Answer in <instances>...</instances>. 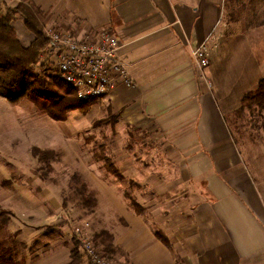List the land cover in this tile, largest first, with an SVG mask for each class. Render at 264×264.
Returning a JSON list of instances; mask_svg holds the SVG:
<instances>
[{
    "label": "crops",
    "instance_id": "1",
    "mask_svg": "<svg viewBox=\"0 0 264 264\" xmlns=\"http://www.w3.org/2000/svg\"><path fill=\"white\" fill-rule=\"evenodd\" d=\"M22 1L60 31L79 38L102 30L114 34L120 42L118 59L133 85H115L103 99L104 107L120 125L156 134L150 145L157 142L159 150L142 159L116 156L124 181L102 170L94 155L95 163L90 156L81 160L77 137L65 132L52 142L35 136L26 147L28 156L3 159L14 179L0 183V211L10 213L1 236L15 238L20 231L15 220H22V261L70 264L75 245L72 236V248L58 244L46 259L31 260V243L47 239L45 225L61 226L58 219L66 204L53 173L34 170L43 162L32 155L38 148L55 154V177L60 171L56 165L66 164L63 170L84 179L97 200L93 236L109 233L113 256L122 264H264V174L252 166L247 143L240 148L234 141L227 120L264 78V20L254 18L260 12L250 22H233L224 17L226 0H0L2 13L14 17L24 47L35 36L17 11ZM214 34L219 39L210 49L209 67L201 70L193 52ZM0 98L11 105L20 138L34 137L41 124L68 129L66 120L50 118L29 99L13 105ZM127 179L150 190L151 205L146 207L147 198L136 189L141 208L132 207L116 183ZM52 236L63 238L56 231Z\"/></svg>",
    "mask_w": 264,
    "mask_h": 264
},
{
    "label": "rangeland",
    "instance_id": "2",
    "mask_svg": "<svg viewBox=\"0 0 264 264\" xmlns=\"http://www.w3.org/2000/svg\"><path fill=\"white\" fill-rule=\"evenodd\" d=\"M256 11H259L261 15H264V0H226V4L224 8V17L229 19L232 12L236 17L241 19L240 20L241 22L243 21L250 22L252 19V17L250 16ZM37 20L39 24L43 26L44 35L47 37V39L50 40V45L46 47L45 50H42L40 53V57H39L40 61L36 69L38 73L45 74L44 70L50 69L49 63L53 62L47 56V53L51 49H53L51 48L52 39L51 37H48V34L45 32V30L47 28H52L53 30H60V29L58 28L55 22L51 21L47 17L40 16L39 18H37ZM101 32L102 31H99L94 35H98ZM69 35L74 37V34L69 33ZM94 35L91 36L93 37ZM75 37L79 38L78 36ZM35 38L36 37L33 38L32 44L35 41ZM80 39L81 38H79V40ZM56 66L58 70L54 68L52 69V71H49V73L46 74V76L53 74L57 76L58 74L61 75L59 68L60 65L58 66L56 64ZM65 83L69 85V83H67L66 81ZM69 86L73 90L70 95L71 96L70 98L73 97L76 101L78 102L80 101L82 104H79L80 105L79 109H75L74 111H68L67 116L65 115V120L67 122L65 125L68 126V129L65 130L62 129V131H60L61 127L58 125L41 124L39 126V129L36 130L34 137L31 138L30 136L29 138L27 137L20 138L22 134H21V129L17 130V126L15 124L16 119L14 117L15 113L11 109L12 108L11 105H9L6 101L0 98V183L3 182L2 180L4 179L9 180L13 178L12 172L7 173L10 169L7 166V163L3 162V159H9L12 162H15V160L18 158L23 159L25 158V156H28V154L26 153V147L28 146V144L34 143L35 136L44 139V141L52 142L51 140L57 138L58 136L56 135H59L60 132L61 133L65 132V135L67 136L73 135L74 139H76L75 137H77L78 140V152L80 153L79 158L82 160L84 156H85L84 158H88L90 156L91 157L90 162L92 163H95L92 159L94 153L105 155L109 159L111 158L114 159L116 156L118 157L119 155L122 154H127L130 157L134 156V158L136 157L138 159H142L141 157L142 155H146L153 152L155 150L154 148H156V151H159L158 146L156 144L157 142H155L152 146L150 145L152 138L155 137L156 134H153L151 132H146L143 130H136L128 127L126 128L124 125L122 124L120 125V123H118V118L116 119V116L113 115L109 116L107 114V110L105 109L103 103V99L107 95H105L102 98L94 99L96 103L93 102L92 104L90 103L84 104L90 102L91 100L83 102L82 100L79 99L76 89L71 85ZM51 88L53 89V85H51ZM53 92L58 93L59 94L58 96H64L67 90L64 87H57L54 89ZM70 98L66 99L68 100L69 103H71L72 101ZM53 104H51L50 102L48 103L49 106L48 110L49 112L56 114H61L62 110H64L67 106L66 105L67 103L64 100L60 101L58 100V98ZM46 115L49 116L48 114ZM239 117L237 123L238 127L233 128V135L235 133L234 141L238 144L240 148L241 145L247 143V145L244 146L247 148L245 152L246 154H248L247 155L248 157L251 156L250 159L251 158L252 159L250 160V162L252 166L256 169V172H262L264 174V154H263L264 153V113L260 114L259 111H257V109H253V110L245 109L244 111L241 112ZM50 118L52 117L50 116ZM41 120L46 121L49 119L43 118ZM65 120L62 121L65 122ZM27 127H31V126H27ZM63 146L66 149L67 154H69L66 145ZM36 149L40 150L38 148H33L32 155H34V150ZM45 153L46 154H39V153L36 154L37 155L36 158H40V160H45V162H42L41 163L42 165H40V167L35 166L34 170L41 168L40 169V171L42 170L40 172L41 174L50 175L49 173H53L50 176L54 178L56 181L58 180L61 186L63 187L64 192L62 193L63 194L62 199L66 198V202H65L66 204L64 207H62V211H61L62 214L59 215V219H58L59 224L61 223L60 224L61 226L56 227V229H52L54 228L53 225H45L43 229L44 230L43 235H45L47 239L45 241L36 240L37 242L31 243L33 245L32 250L34 251L33 254L34 258H32L31 260L37 262L42 258L46 259L48 255H50L52 252L55 251V248L58 247V244L59 246L65 245L69 249L72 248L73 245L70 243L72 241V236L74 237L73 239L75 240L74 243H78L79 250L81 254L84 255L85 257L83 249L81 248L82 242L79 236H88L93 239L94 237L93 231L95 230L93 228L96 225V223L92 218L93 216H91V214H93L96 209H94V211L91 213L88 210L84 209L85 207L80 196L76 192L71 191L70 188L68 187L70 179L72 180L73 176L76 175L70 174L71 173L70 171H68L69 172L68 173L67 169L63 170L66 164H58L56 165V167L58 169L60 168V171L59 174H57V176L55 177L54 175V173L56 172L55 166H53L54 168L51 169L52 163L54 165V161H56L55 154L52 153V151L50 150L45 151ZM113 161H115L114 163L115 165H117L118 161L115 159ZM145 162L146 161H144L143 163ZM12 164H14V166L16 167V163H12ZM98 164L101 166L100 163ZM61 165H63V167ZM80 178L82 179V177ZM82 181L84 182V179H82ZM116 183L120 189V192L123 195H125V193L128 192L129 194L135 196L136 195L135 190L137 189V192H139L141 195L147 198L146 207L148 205H151L150 200L152 195L150 190L143 189V187L138 182L134 181L133 179L131 180L127 179L125 182L120 183L116 181ZM69 186L71 187V184ZM125 188L128 189L129 191L124 190ZM10 195H12V197L13 195L17 196V193H13ZM91 195L93 194L91 193ZM148 213L149 212L147 211L146 214L148 215ZM13 215H14L13 217L15 218V214ZM18 216L21 217L22 215L19 214ZM147 218L149 221H152V216H148ZM19 220H15V223L17 224L15 230L21 231L24 223L22 222V220L20 221ZM67 229H69V231ZM78 229H81V232H79ZM20 231L18 235H16V237L14 238L15 242L13 243L12 241L13 245H10L11 238H9V241L8 240L5 241L6 246L7 245L13 246L12 256H14L13 261L15 262L13 264H23L22 261L23 250L20 247V245H18V241L20 240L19 239L20 235L23 236L24 233H22L23 231L21 232ZM55 231L56 233L58 234L61 233L63 235V238L61 240L58 237L52 236V234H54ZM49 235H51L52 241L51 244L48 243L46 245V242L50 237ZM8 237H14V236L10 234L8 235ZM18 248H20L21 250L20 253ZM96 248L101 253L104 254V252L100 248L98 247ZM107 256L115 258L112 255H107ZM31 260L28 261L30 262ZM84 260H86V257ZM24 264H28V262L26 261L25 263L24 261Z\"/></svg>",
    "mask_w": 264,
    "mask_h": 264
},
{
    "label": "trees",
    "instance_id": "3",
    "mask_svg": "<svg viewBox=\"0 0 264 264\" xmlns=\"http://www.w3.org/2000/svg\"><path fill=\"white\" fill-rule=\"evenodd\" d=\"M24 3L25 2L23 1L19 3L17 11L24 19L27 29L36 37L33 44H31L29 47H24L18 40L15 28L13 26V22L15 20L14 17L11 16L9 12L7 14H3L0 9V96L13 105L20 103L24 99H29L32 103L38 106L40 111L48 114L55 120H65V115L67 116L68 111L79 109V104L82 103L80 101H76L73 97V99L70 98L73 90L65 83L61 75L58 74L57 76L53 74L46 76V74H48L49 71H52V69L56 68V70H58L54 61L51 63L48 62L50 69L44 70L45 74L38 73L36 71L40 61V53L50 45V40L44 35L43 26H41L37 20V18L41 16V13L33 6ZM254 18L258 23H260V20H264V15L254 16ZM229 20L237 22L240 19L231 12ZM51 85H53V89L51 88ZM57 87L66 88L67 92L65 95L68 97L65 95L58 96V93H54L53 91ZM57 98L58 100H64L67 103L66 108H63L64 110L61 112V114L64 112L62 115L51 113L48 110V103L50 102L53 104ZM67 98L72 100L71 103L66 100ZM93 102L96 101L92 100L84 104H92ZM245 109H257L260 114L264 113V78L261 80L256 91L246 94L241 110L233 114L230 118H227L232 135L233 128L238 127V117ZM233 137L235 138V133ZM37 153L46 154L45 151L42 152L36 149L34 150L35 157L37 156ZM94 158L98 163L101 164L102 170L106 171L107 173H111L120 181L125 180V177L118 172L115 163L111 159L98 153H94ZM42 161L45 162V160ZM71 189L82 199L85 207L84 209L88 210L90 213L93 212L97 206V200L93 197V195H91L87 185L79 176H73L71 180ZM125 195V197L130 201L132 207L139 211V208L141 207L137 203L135 197L128 192H126ZM9 219L10 213L1 210L0 264L15 263L13 261L14 256L12 257L13 246H6L5 244V241H9V238H11L10 245H13L12 241L13 243L15 242L14 237L7 238L5 235V238L3 236L1 237L3 231L5 230V225L8 223ZM157 235L164 241V243L168 244V241L164 236L159 233H157ZM112 240V236L107 232H101L93 237V242L96 247L101 246V250L104 252V254L113 256L114 250L112 246ZM18 245H20L22 249L24 248L22 243H18ZM18 249L20 253L21 250L20 248ZM83 258L84 255L81 254L78 243H75L74 248L71 251L70 264H82Z\"/></svg>",
    "mask_w": 264,
    "mask_h": 264
},
{
    "label": "built area",
    "instance_id": "4",
    "mask_svg": "<svg viewBox=\"0 0 264 264\" xmlns=\"http://www.w3.org/2000/svg\"><path fill=\"white\" fill-rule=\"evenodd\" d=\"M51 49L47 56L60 68L64 81L73 86L80 100L92 101L107 95L118 83L133 85L127 69L118 59L119 40L108 30L98 35L76 38L69 32L47 28ZM60 32V33H59ZM215 35V34H214ZM219 37L209 36L194 52L198 67L205 70L210 64V49ZM81 232V229H78ZM86 257V264H122L116 258L101 253L93 239L79 236Z\"/></svg>",
    "mask_w": 264,
    "mask_h": 264
}]
</instances>
